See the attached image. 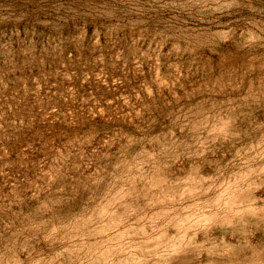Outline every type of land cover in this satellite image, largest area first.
<instances>
[{"label":"rangeland","instance_id":"obj_1","mask_svg":"<svg viewBox=\"0 0 264 264\" xmlns=\"http://www.w3.org/2000/svg\"><path fill=\"white\" fill-rule=\"evenodd\" d=\"M0 264H264V0H0Z\"/></svg>","mask_w":264,"mask_h":264}]
</instances>
